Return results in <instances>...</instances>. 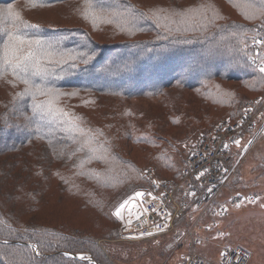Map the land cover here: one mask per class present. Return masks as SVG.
<instances>
[{
    "label": "rangeland",
    "instance_id": "374dc122",
    "mask_svg": "<svg viewBox=\"0 0 264 264\" xmlns=\"http://www.w3.org/2000/svg\"><path fill=\"white\" fill-rule=\"evenodd\" d=\"M49 1L34 0V6L33 0H16L11 4L0 6V9H7L11 5L13 10L19 12L22 19L30 25H39L37 28L26 29L28 34L42 36L43 31L46 30L49 34L44 35V38L50 40L66 36L68 41L74 36L73 27L80 25L93 30L91 32L93 39L99 45L144 37L139 34L140 31L135 26L131 28L129 34L128 31L121 30L117 23L106 22L103 14L96 20L90 18L89 21L84 19L81 21L79 15L81 4L77 1ZM132 1L142 7L155 9L172 8L173 4L182 7L207 4L209 8L214 7L217 13L223 14L227 19L240 18L224 0ZM108 3L112 4V0H108ZM112 6H118V11L129 8L123 2L113 3ZM258 31L264 32L261 26L256 32ZM81 48L80 52L88 53L85 46ZM109 57L110 61H115L120 54L112 51ZM129 60L134 62L136 58ZM178 61V55H170L159 57L152 62H144L145 73L127 74V80L131 82L132 87L136 84L141 85L143 79L147 81V85L155 86L158 83L157 79L166 77L172 68V72L175 73L174 67L178 65ZM165 62L167 64H163ZM194 76L195 74L190 75V77ZM37 78H34L35 82ZM8 81L13 83L10 84ZM221 83L224 90L233 91L237 97L247 96L248 101L257 95L249 86L245 88L238 80L228 79ZM211 85L214 87L215 83ZM24 87V84L15 80L11 74L0 76V115L8 110L9 102H14L16 91ZM165 89L166 93L163 95L155 94L147 97L139 95L134 98L95 94L94 97L97 96L99 99L93 98L90 102L86 100L90 93L68 89L70 91L67 93L74 92L75 95L64 93L59 103L67 106L71 111L66 128L71 136H77V131L70 130L68 121L79 116H82L84 119L82 121L86 124L97 127L104 125L107 128L106 134L113 138L115 149L131 158L139 167L134 168V165L130 164L127 174L123 175V180L119 184L112 185L108 182L103 183V186H97L93 181L74 178L75 187L63 191L57 177L52 175L44 177L45 174H49L47 171L37 172L41 164H46L44 159L50 157L43 156L46 155V147L42 142H33L19 151L0 154L1 204L22 221L46 223L68 230L77 229L97 237L103 258L106 257L113 264H183V256L191 252L215 260L225 247L236 245L250 251L247 264H264V207L261 206L264 205V137L256 138L254 142L248 144L245 141L243 146L246 147L239 153L236 174L234 173V178L230 180L233 187L229 183L212 206L209 208L195 206L194 200L180 189L176 193L175 201L179 200L182 212L175 219L174 229L166 235L153 239L133 240L124 237V232H127L124 229L128 221L142 205L140 197L135 194L141 193L148 185L149 174L158 180L176 179L171 177H174L177 168L187 161L199 138L203 134L210 135L216 126L228 119L231 114L226 104H219L213 97L196 96L188 88L168 86ZM59 92L63 93V91ZM216 95L213 94L214 97H217ZM18 99L19 97H15V100ZM33 104L34 102L30 105V112H27L22 104H16L22 110L19 120L30 123L32 128L40 126L50 111L49 102L44 105L43 110L37 112L33 111ZM52 106L53 103L50 107L54 119L57 112ZM79 126L83 127V124ZM131 132L133 137L151 133L148 138L141 141L142 143L135 144ZM152 133L156 135L158 141H155ZM53 135L59 137L57 132H53ZM82 136H88L87 132L84 131ZM5 140L7 135H0V142ZM76 153L79 154L80 151ZM91 158L93 161L90 165L97 166L100 177L106 170L112 171L116 166L122 168V165L110 155L97 163L94 160L99 159V154L94 151ZM50 165L56 167L58 164L52 161ZM171 165L174 167H169ZM29 174H31L30 180ZM144 175L147 177L146 180ZM181 177L173 181L178 183ZM39 181V185H36ZM88 191L93 197H100L103 200L101 211L91 203H85L82 196L88 197L89 195H84ZM31 194L35 195V200H31ZM234 195L240 198L239 200L234 198L237 203L232 202ZM122 204L123 208L120 207ZM118 209L119 216L116 215ZM103 212H108L115 219H109ZM112 232L113 235L110 236ZM115 232L121 235L115 237ZM84 255L88 256L82 254Z\"/></svg>",
    "mask_w": 264,
    "mask_h": 264
},
{
    "label": "trees",
    "instance_id": "16d2710c",
    "mask_svg": "<svg viewBox=\"0 0 264 264\" xmlns=\"http://www.w3.org/2000/svg\"><path fill=\"white\" fill-rule=\"evenodd\" d=\"M15 1L0 0V6ZM52 1H77L81 4L79 14L81 21L83 19L89 21L90 18L96 20L102 14L100 13L101 7L108 8L113 3L123 2L136 13L143 14V17L135 22V28L139 29V34L144 37L133 38L134 40H118L117 43L110 45H99L93 39L91 33L93 30L83 25L73 27L74 36H71L68 41H64L63 46L75 49L77 52H80L81 47L85 46L88 55H92V53L95 55L87 65L78 64L76 69H69V74L61 75L59 79L55 76L48 78L49 85L63 93L70 91L68 89L84 91L90 93L86 97L87 102H90L93 98L99 99L97 96L94 97L95 94L134 98L139 95L144 97L155 94L163 95L166 93L165 87L168 86L188 88L196 96L213 97L219 104H226L231 113L228 118L236 119L242 113L249 98L247 96L237 97L233 91L224 90L221 81L238 80L243 83L245 88L249 86L255 94L264 91V73L259 72L258 65L250 59L254 54L251 47L253 36L259 26L264 30V17L260 15V0H224L231 5L240 18L227 19L212 7L208 8L207 19L180 21L174 18L159 22L153 18L155 8L142 7L132 0H112V4L108 3V0H93L91 9L87 8L84 0H50L49 2ZM254 4L255 6H253ZM187 7L190 6L182 7V5L173 4L172 8L165 7L163 9L183 10L188 9ZM85 14H87V18H85ZM3 23L7 24V21ZM136 33L137 31H135ZM232 33L238 35L233 36ZM46 34L49 33L44 30L42 36L44 37ZM132 47L133 50H131ZM112 51H117L120 54V57L115 61H110L109 55ZM170 55L179 56L178 65L176 64L177 66L174 67L175 73L172 72V68L166 77L157 79L158 83L155 86L147 85L145 79L141 85L131 86V82L127 80L128 75L145 73L144 62H152L159 57ZM130 58H136V60L132 62L129 60ZM163 64H167V62ZM193 74L195 76L190 77ZM36 83H40L39 77L36 79ZM211 83H215V86L213 87ZM23 90L24 88L16 91L15 97H19V99L9 102L8 110L0 115V135H7V140L0 142V154L19 151L22 147L33 142H42L46 147V155L43 156L47 157L48 155L51 160L48 157L46 160L44 159L46 164H41L37 172L47 171L49 174H45L44 177L50 175L57 177L58 184L63 191L75 187L74 178L93 181L97 183L95 184L97 186H103V183L108 182L112 185L119 184L123 180V175L127 174L130 164L134 165V168L139 167L131 158L115 149L113 138L106 134L107 128L104 125L97 127L86 124L82 121V116H79L68 121L70 130L77 131V136H71V133L66 130L68 127L67 118L71 111L67 106L59 103L61 95L55 98L43 95L35 97V101L42 102L43 105L51 100L52 107L57 112L54 119L51 116L49 104L50 111L40 126L32 128L30 123L19 120L22 110L16 104H22L25 110L30 112V105L35 102L31 95H23ZM214 93L219 95L214 97ZM80 124H83V127H80ZM84 131L88 136H82ZM53 132H57L59 137H55ZM150 133L134 135V137L132 132L130 134L133 143L139 144L148 138ZM153 135L155 141H158L156 135ZM240 150V145L233 149L235 161L240 159ZM77 151L80 153L77 154ZM94 151L99 154V159L94 160L97 163L110 155L122 165V168L116 166L112 171L111 169L106 170L101 177L98 176L97 166L90 165L93 161L91 155ZM52 161L58 165L51 167ZM186 162L177 168L174 177L171 178L179 179L181 177ZM30 177L31 174H29V180ZM143 177L144 180L147 179L145 175ZM39 183L40 181L36 185ZM147 184L149 185V182ZM230 186L233 187V184L230 183ZM84 195H89L88 197L82 196L85 203H91L101 211L103 200L100 197H93L89 191ZM30 198L35 200V195L31 194ZM103 213L109 219H115L108 212ZM114 234L115 237L118 234L121 235L119 232ZM97 239V237L77 229L68 230L46 223L22 221L12 211L5 209L0 202V264H113L106 257L103 258L104 255ZM65 253H69V255L66 256ZM82 254H87L89 258L84 255L87 259H80ZM79 255L81 256L79 257Z\"/></svg>",
    "mask_w": 264,
    "mask_h": 264
},
{
    "label": "built area",
    "instance_id": "2783aa9c",
    "mask_svg": "<svg viewBox=\"0 0 264 264\" xmlns=\"http://www.w3.org/2000/svg\"><path fill=\"white\" fill-rule=\"evenodd\" d=\"M254 37L264 39V34L258 31ZM251 46L254 54L250 59L259 66L264 60V45H254L252 40ZM259 137H264V91L250 99L236 119L223 120L210 135L203 134L199 138L187 158L178 183L158 180L148 171L149 185L141 191L143 195L140 196L142 205L128 221L124 237L133 240L153 239L174 229L175 219L182 212L179 200L175 201L180 189L194 200L195 206H212L236 172L238 159H233V149L237 146L235 141L243 142L239 145L244 149L245 141L246 144L252 143ZM234 198L240 199L234 195L232 202L235 203ZM221 253L217 259L210 260L197 252H191L183 256V264H247L251 255L247 248L240 245L227 246Z\"/></svg>",
    "mask_w": 264,
    "mask_h": 264
},
{
    "label": "snow or ice",
    "instance_id": "6c2138e0",
    "mask_svg": "<svg viewBox=\"0 0 264 264\" xmlns=\"http://www.w3.org/2000/svg\"><path fill=\"white\" fill-rule=\"evenodd\" d=\"M84 3L89 9L93 7V0H84ZM33 5L35 6L34 0ZM117 7L101 8L100 13L106 17V22H115L121 30L128 31L131 34V28L135 26V22L138 19L143 17V14L136 13L128 7L123 11H118ZM208 8L209 5L207 4H198L183 10L157 7L153 12V18L158 22L174 18L180 21L203 20L208 18ZM93 14L96 15L97 13ZM260 15L264 17V0H260ZM85 18H87V14H85ZM248 18L251 19L252 17ZM4 21L8 23L4 24ZM37 27L39 25H30L23 20L20 13L14 11L11 5L7 9H0V76L11 74L15 80L24 84L23 95H31L34 101L37 95L50 98L65 95L50 86L48 78L55 76L59 79L61 75L69 74V69H76L78 64L87 65L92 56L95 55V53L88 55L85 52H77L72 48H65L63 44L68 39L66 36L50 40L45 39L41 35H30L25 31L28 28ZM232 35L237 36L238 34L232 33ZM253 44L264 45V39L253 37ZM257 55H259V52H257ZM125 68L127 69L128 66L126 65ZM258 70L264 73V60L259 64ZM36 77L40 78V83L35 82L34 78ZM8 83L11 84L13 81H8ZM66 95H75V93H67ZM13 99L15 100V97ZM49 104H51V100H49ZM43 109L44 105L42 102H34V112ZM235 143L239 145L240 142L237 140ZM142 195L143 193L139 192L135 194L137 197ZM261 206L264 207V205ZM120 207L123 208L124 205L122 204ZM116 215H120L119 209ZM144 235H151V233H144ZM65 255L68 256L69 253H65ZM221 255H224V253H221ZM80 259H87V257L81 256Z\"/></svg>",
    "mask_w": 264,
    "mask_h": 264
}]
</instances>
